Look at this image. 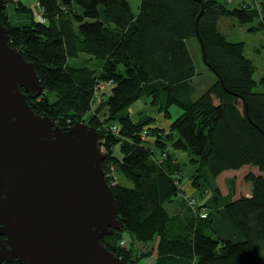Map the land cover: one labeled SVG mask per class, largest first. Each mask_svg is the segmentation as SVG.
I'll return each mask as SVG.
<instances>
[{"label": "trees", "instance_id": "1", "mask_svg": "<svg viewBox=\"0 0 264 264\" xmlns=\"http://www.w3.org/2000/svg\"><path fill=\"white\" fill-rule=\"evenodd\" d=\"M227 1L204 0L200 37L199 0H140L137 11L127 0H37L40 18L18 0L12 3L24 22L15 25L8 8L0 10L10 45L34 64L43 85L34 111L62 127L76 122L95 127L106 154L105 173L112 166L131 184L107 178L123 228L101 239L127 264H147L133 260V240L156 239L157 255L141 261L264 264V76L254 78L257 67L244 42L228 40L220 28L227 17L264 31V0L239 7H229ZM191 39L197 40L202 58L204 45L208 65L203 61L216 78L202 93L194 85ZM84 60L88 62L78 63ZM141 100L156 104L171 120L169 127L151 116L134 120L130 109ZM173 106L182 110L175 119ZM168 142L192 153L197 165L192 187L200 197H208L210 190L216 205L224 200L222 210L237 239L217 235L212 214L217 209L201 217L200 211L208 209L205 197L204 203L196 201L195 215H186L187 224L170 233V225L181 223V217H172L167 204L181 194L183 180ZM247 165L259 168L246 175L251 195L233 199L232 189L222 195L216 179ZM126 234L131 240L123 246Z\"/></svg>", "mask_w": 264, "mask_h": 264}, {"label": "water", "instance_id": "2", "mask_svg": "<svg viewBox=\"0 0 264 264\" xmlns=\"http://www.w3.org/2000/svg\"><path fill=\"white\" fill-rule=\"evenodd\" d=\"M9 41L0 22V264H127L101 242L123 223L97 129L36 113L43 85Z\"/></svg>", "mask_w": 264, "mask_h": 264}, {"label": "rangeland", "instance_id": "3", "mask_svg": "<svg viewBox=\"0 0 264 264\" xmlns=\"http://www.w3.org/2000/svg\"><path fill=\"white\" fill-rule=\"evenodd\" d=\"M17 1L18 0H7V5H6V7L8 8L7 11L10 16L9 20L14 25L24 22L23 21L24 18L22 16H19L15 12L14 4L12 3V2H17ZM21 1H23V3H25L28 7H32L35 10L39 11L38 6L36 7L37 0H21ZM127 1L131 4L132 9L134 11H137L140 0H127ZM217 1H222V0H217ZM250 4L259 6V2L257 0H228L227 1V5H229V7H239L240 5L249 6ZM254 26L256 25L255 24L241 25L237 23L234 19L227 18V17L223 18L220 21L221 32L227 37L228 40L244 42L246 55L251 60H253L254 64L257 67L254 78L256 80H259L260 78L264 76V31L258 32V31H254L250 29L251 27H254ZM189 43L192 47V53H193L196 68H197V76L195 77L194 85L198 88V93L199 92L202 93L204 90L210 87L213 83H215L216 78L214 74L211 72V70L205 65L197 40L191 39ZM87 62L88 61L84 60L78 63L82 64V63H87ZM148 101L149 100H141L140 102L134 104L131 107L130 109L131 111L135 110V112L132 114L133 119L138 120V119H142V118L144 119V118H147L148 116H151L152 118H154L153 120H155V122L158 123L160 126H164L168 128L169 125L172 123L171 120L165 119L163 117L162 112L158 110L159 109L158 106ZM181 112L182 110L177 106H173L171 108L173 119L178 117L181 114ZM102 116L103 114H101V117ZM174 137L176 138L177 136L173 134V138ZM168 145L169 147H172V142L170 143L168 142ZM101 150L104 152L103 148H101ZM170 151L172 153V157H174L175 159L173 163L180 165V170L177 171L176 174L178 176H181L180 179L182 178L181 180H183L185 183L186 191L184 192L182 190L181 192V194L184 193V196H183L184 203L182 207H185L186 205H188L187 209L185 210L186 214L179 215L181 217V223L173 222L170 225L171 226L170 233L174 234L175 231L180 230L179 227L187 224V220L185 219L187 217L186 215L190 214V212L192 213L191 215H195L196 213L195 210L197 209V205H192L191 203L193 201L198 202L197 200L198 198L196 196L194 197L193 195L190 196L189 193L187 194V192H188L189 182L192 179V176L196 173L197 165L194 164V162H192L193 155L190 151L176 150V149H173V147L171 148ZM175 153L177 154L175 155ZM155 157L156 158L161 157L160 152H158L157 150H155ZM163 157L166 158L167 155H164ZM258 170L259 168L257 166L247 165L241 170L225 171L222 175H220L216 179L217 180L216 183L219 187L221 194L226 196L232 189L234 192V194L232 195L233 196L232 198L238 199L244 195H247L248 193H251V182L246 179V175L250 172L258 173L259 172ZM106 176L107 178L111 177L113 179L112 182L114 184L116 182H120L124 185L131 186V184L126 179L122 178V176L118 173V171L115 170L114 167L112 166L108 168V172ZM231 184L233 186H231ZM207 195L208 196L212 195V192L209 190L207 192ZM168 205L169 203L167 204V207L169 209L168 211L170 215H172L173 217L174 209L172 206L170 208V206ZM223 205H224V200L220 199L219 204L213 206L214 210L217 209V211L212 212L213 225L217 232V235L221 239H234L237 233L236 234H234V232L232 233V231H235V230L231 227V225L229 224V222L227 221L225 217V214L222 210ZM178 210L179 208H177L175 212H177ZM206 211L210 212L211 208L208 207ZM209 214L206 215V217H208ZM179 216L175 215L174 218L179 217ZM126 236H125L126 237L125 239L127 240V242L128 241L130 242L131 239L128 236V234H126ZM235 239H237V237ZM130 245L132 246L133 260L137 259V261L139 260L138 262H145V263L150 262V264H153L154 257L153 258L150 257L142 261L140 259L143 256H147V255H152V254L154 256L157 255V251L155 249L157 248V245H158V239H156L153 242H146V243H141L139 241L133 240V242L130 243ZM167 262L174 264L175 261L173 262V260H171L170 262L169 261Z\"/></svg>", "mask_w": 264, "mask_h": 264}, {"label": "crops", "instance_id": "4", "mask_svg": "<svg viewBox=\"0 0 264 264\" xmlns=\"http://www.w3.org/2000/svg\"><path fill=\"white\" fill-rule=\"evenodd\" d=\"M131 5V4H130ZM38 6V9H39V11H37V10H35L34 8H32V7H30V8H32L33 10H34V12H35V15H36V17L37 18H40V16H41V9H40V7H39V5H38V3L36 2V7ZM135 109V108H134ZM135 111V110H134ZM133 110H132V112H134ZM177 153H175V155H176ZM182 188H183V191L185 192L186 190H185V183H184V181H183V186H182ZM189 193V195L191 196V195H193L194 197L196 196L197 198H198V201H200V203H204V199H206V201H205V203L208 205V207H210V208H213V206L214 205H216V201L214 200V197H211V195H209L208 197L206 196H204V197H200V192H199V190H196V189H194L193 187H192V184H191V181L189 182V185H188V192H187V194ZM251 195V193H248L247 195H245V196H250ZM183 196H184V193L183 194H180L178 197H176L175 199H174V201L173 202H171V203H169V205L168 206H170V208H171V206L173 207V209H174V213H173V215L175 216V215H182V214H186L185 212V210H186V208L185 207H182V205H183ZM200 198V199H199ZM204 198V199H203ZM203 199V200H202ZM209 199V200H208ZM177 208H179V210L177 211V212H175V210H177ZM182 208H184V209H182ZM167 209H168V207H167ZM169 210V209H168ZM234 232V234H236V232L235 231H232V233ZM236 237L238 238V236L236 235ZM235 237V238H236Z\"/></svg>", "mask_w": 264, "mask_h": 264}, {"label": "built area", "instance_id": "5", "mask_svg": "<svg viewBox=\"0 0 264 264\" xmlns=\"http://www.w3.org/2000/svg\"><path fill=\"white\" fill-rule=\"evenodd\" d=\"M113 131H117V132H118V127H117V126H114V127H113ZM145 134H146V132L144 133V135H145ZM191 204H192V205H198L197 202H195V201H193ZM200 214H201V217H206V215H207V211H206L205 209H202V210L200 211ZM121 245L126 246V245H127V240H126V239H123V240L121 241ZM147 264H150V262H148Z\"/></svg>", "mask_w": 264, "mask_h": 264}]
</instances>
